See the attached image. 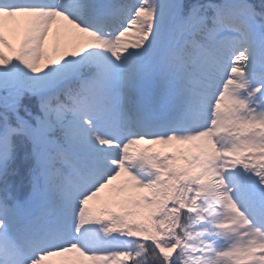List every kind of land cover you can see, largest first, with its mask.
<instances>
[{
  "label": "snow or ice",
  "instance_id": "snow-or-ice-1",
  "mask_svg": "<svg viewBox=\"0 0 264 264\" xmlns=\"http://www.w3.org/2000/svg\"><path fill=\"white\" fill-rule=\"evenodd\" d=\"M0 264H264V0H0Z\"/></svg>",
  "mask_w": 264,
  "mask_h": 264
}]
</instances>
